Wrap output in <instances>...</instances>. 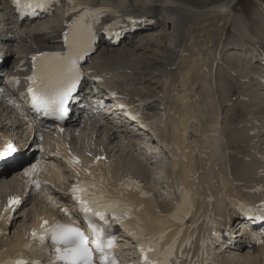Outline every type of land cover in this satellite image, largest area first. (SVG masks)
<instances>
[{"label": "bare ground", "instance_id": "bare-ground-1", "mask_svg": "<svg viewBox=\"0 0 264 264\" xmlns=\"http://www.w3.org/2000/svg\"><path fill=\"white\" fill-rule=\"evenodd\" d=\"M102 1L120 6L124 10L126 19L124 23L118 25V27L124 30H130V34L122 41L123 43H120L117 47L111 45L110 40L109 42H104L97 53V56L100 57L102 62L97 65L93 60L90 70L100 71L102 73L105 72L106 76H104V82L102 81V83L107 84L108 81H113L120 86L128 96H131L132 99L141 97L145 102L148 101L149 103L145 105L147 114L157 115L153 122L154 125L162 121L168 114V109L162 108L165 96L169 93L166 87V82H168L167 77L178 71L177 82L180 88L174 87L171 91V96L178 103V107H172L173 110L169 111L168 114V119L170 120L169 146L175 149L174 153L176 154V160H173L171 173L177 176V181L185 184L186 189L189 190L190 193L197 194V202L191 204L193 207H197L198 211H202L204 206L208 205L209 208L205 207L204 212L211 210L214 215L223 218L224 215H227V209L237 207L240 200L244 201L249 197L245 198L243 193L241 194L240 191L236 192L238 188L234 180L230 177L231 171L227 163V155L225 151L223 152L225 136L226 144L230 150L228 156L232 164L231 170L236 173L238 177L240 175V169L247 165V160L244 156L251 152V143L253 147L257 149L259 143L256 142L254 146L253 142L257 139L259 141L262 134L250 133L251 125H246L245 128H247V130L244 131V136L240 137L237 135L239 125L236 115L249 117V113L240 111L238 107L241 106H239L238 101L231 105L234 109L228 107L229 112L231 109V117L229 116L228 120H231L233 117V120L236 122L226 126L224 131H222L224 134L220 131L222 127V111L214 112V99L215 97L224 98L225 89L219 92L216 82L217 77H219V82L222 83L223 79L226 78H224V76L227 75V72L230 73L232 70H221L218 73V65H216V63L218 60H222L220 57L222 53L224 55L222 66L226 69H230L231 67L232 69L234 68L233 74L237 77L235 79L242 84L255 81L254 72L252 71L255 70L257 65L254 64L252 71H249L247 68L248 63H243L242 58L237 55L242 54L244 50L240 43L230 42L223 37L221 41L217 42L218 40L215 41L205 36L201 43H197L195 47H192L193 50L188 60L185 59V61H187L186 64L177 70L174 66L175 58L183 33V28L180 24H187L185 22L192 15L197 12H202L205 8H209L212 5L215 9L219 8L222 13L229 12L234 15L231 21L225 17L226 15H221L220 17L219 15H215L216 17H214V19L216 20V24L220 26L221 31L223 30V36L225 32L228 33L229 25L233 26L232 22L237 20L236 22L240 24L242 31H246L249 25L252 31L256 33V38L260 41H264V13L262 12V8L257 7L256 11L253 12L251 16H248L243 9L244 11H242V14L247 20L242 21L239 19V16H237L239 11H241L240 8H237L239 0ZM259 1L264 4V0ZM93 2L95 3V1H92V3ZM8 7L7 2L0 0V13H6ZM128 17L130 19H128ZM211 19L208 17V19L205 18L204 20L209 21ZM204 20L202 23L206 24L207 22ZM199 21L197 24L202 25L201 21ZM2 27H4V24L0 20V28ZM37 27V29H27L26 32L29 31V33L24 36H19L18 39L15 40L16 47H18L21 53V55L15 59L16 64L26 59V57L28 58V55L32 52L59 44L61 30L57 25L54 24L48 28H43L41 24H38ZM152 31H157L159 34L156 36V33H151ZM167 38L171 40L170 43L168 42L169 44H167ZM162 42L164 43L162 44ZM256 49H253L250 54L254 55ZM229 53L231 54L227 56ZM10 56L12 55L10 54ZM207 75H212V80L207 81L209 80L206 77ZM228 81L232 82L230 79H228ZM212 86L214 89L208 92L207 89L210 90ZM242 89L239 88V91H248L247 88ZM223 105L224 109L229 106L228 104ZM251 105L253 106V103H251L250 106ZM234 117L236 118L234 119ZM103 130L104 139L100 141V144H102V141L105 144L107 141L111 143L117 140L119 133L117 131L118 129L115 131L112 129ZM93 132L95 133L97 130ZM135 143L136 141L132 138L129 140L127 139V143L121 142L112 147L110 146L111 144L108 143L106 150L117 153L119 144H122L125 149L131 147L133 150L136 148L140 156L139 160L142 158L149 164V158L146 157L147 154H144L141 150V141L138 142V145ZM152 143L154 146L155 141ZM137 146L139 147L137 148ZM86 149L90 152H96L97 150L96 147L92 148L91 146ZM61 154L67 156H65V158L68 160V166L70 168L74 171L79 170L73 163V160L78 157L68 156L64 152ZM87 161L86 156L83 155L79 163L81 166L86 167ZM127 162H129V160L124 158L123 165H120L119 169L129 170L132 166H127ZM139 162L141 163V160ZM134 163H137V161ZM99 168H101V172L103 173L102 177L106 184H113L116 189L122 192L121 198L132 205L135 213L139 217V224L143 227L142 229L160 231L170 224L169 222L171 219L166 213L170 209L169 205L165 203L164 205L158 204L155 195L152 196L149 191H145L141 186L137 188L131 182L122 185L119 180L122 179L121 177H117L116 179L111 175V177L108 178V176H110L108 166H105L103 163L99 165ZM136 168L135 166V169ZM154 170L156 174H161L163 171L160 168H155V166ZM51 173L55 175V173H58L57 169H52ZM153 177L154 176H152L154 183L156 182L160 187L164 186L163 182L156 181L157 178ZM21 178V168L15 169L12 173H0V207L10 194H13L15 191L19 192L18 189L20 187ZM257 181L264 182V180L260 178H258ZM166 186L169 187V184L166 183ZM54 192L55 191H53V193ZM60 195L61 193L59 192L55 193L56 197L62 199ZM32 200L33 202L30 206L27 205L25 207L27 202L23 203L24 205L15 215V221L12 225L14 235L10 238L5 237V239L0 242V260L8 255L10 256L13 250L20 247L19 239L22 234L21 232L24 231V228L33 224V213L45 211L43 203L46 201L42 199L41 193H38V197ZM174 201H176V196L174 195L173 198L172 195L171 205L173 206L175 205ZM53 204L55 203L51 205ZM211 206L212 208L210 209ZM177 207L179 209L177 211L181 212L187 205H178ZM21 210L23 212L22 218H20ZM195 213L196 215L198 214L197 212ZM196 215L190 222L187 217H181L180 221L181 223H185V225H177L179 229L177 234H174L175 227L164 232L163 236L166 238L165 243L168 242V238L174 237L175 253L171 257L173 264H176L177 261L179 264L261 263L262 252L260 251L257 252L254 260H252L254 256L252 255L248 257L244 256L245 258L240 261H237L238 258L235 262L230 261L229 257H221L219 254L220 251L214 249V246L208 251V245L211 239L210 233L214 226V221L203 220ZM218 223L220 224V219ZM221 223L223 222L221 221ZM221 225L222 224L219 226ZM0 228H3V226ZM160 245H162L161 242ZM237 248L243 252L246 246L238 244ZM185 251H188V255L182 259L181 254Z\"/></svg>", "mask_w": 264, "mask_h": 264}, {"label": "snow or ice", "instance_id": "snow-or-ice-1", "mask_svg": "<svg viewBox=\"0 0 264 264\" xmlns=\"http://www.w3.org/2000/svg\"><path fill=\"white\" fill-rule=\"evenodd\" d=\"M51 2L52 0H13L21 16H37L39 10L47 11ZM75 10L73 8V11ZM101 15L99 11L84 9L82 14L68 23V31L63 34L67 51L41 52L32 57L33 72L27 77L31 82L27 92L30 93L31 107L34 110L45 115L61 117L66 115L67 104L74 98L73 94L83 76L79 61L84 59L93 47L96 38L94 26L100 23ZM12 83L17 81L13 80ZM18 151L14 144L4 142L0 146V161L13 157ZM73 163H79L78 158H75ZM35 168L36 166L32 165L26 170V174L31 175ZM33 183L39 187L38 181ZM71 191L87 222L88 234L72 224L57 222L50 225L44 220L38 230L32 231L31 236L34 240L38 238L42 242L50 237L56 245L55 259L51 264H117L114 259L115 237L109 231L111 220L125 218L131 212V207L127 204L121 207L119 200L105 199L106 193L99 190L95 180L91 183H78ZM19 202L16 198H10L6 211L12 210V206ZM249 211L258 213L259 218L264 220V207ZM162 236L163 233L160 234V237ZM137 239L143 264H173L171 257L175 253V242L166 249H161L160 239L157 236L141 235ZM4 264H41V262L19 258L6 261ZM176 264L179 262L177 261Z\"/></svg>", "mask_w": 264, "mask_h": 264}, {"label": "rangeland", "instance_id": "rangeland-1", "mask_svg": "<svg viewBox=\"0 0 264 264\" xmlns=\"http://www.w3.org/2000/svg\"><path fill=\"white\" fill-rule=\"evenodd\" d=\"M239 2L240 3H242V5L245 7V8H247V10L243 7V6H240L239 4L237 5V8H240V10L241 11H239V13H242V11H244L245 10V12H246V14L248 15V16H251V14H250V8L248 7L249 5L250 6H252V4H255L256 3V6H257V4H260L259 3V0H239ZM244 9V10H243ZM253 9V8H252ZM248 11V12H247ZM210 15V16H209ZM217 15H219V17L222 15V16H225V17H227V19L229 20V21H231L232 19H233V17H234V15L232 14V13H229V12H221L220 10H219V8L218 9H215L214 8V6H210L209 8L207 7V8H205L202 12H197V13H195L194 15H192L185 23H187V24H180L181 26H182V28H183V33H182V38H181V43H180V45H179V48H178V50H179V52H178V54H177V56H176V58H175V67H176V69L178 70V68H181L182 66H184L185 64H186V62L187 61H185V59L186 60H188V57H189V55H190V53H191V51L193 50L192 49V47L194 46L195 47V45L197 44V43H201L202 41H203V39H204V37L205 36H208L209 38H211V39H214L215 41H217V42H219V41H221L222 40V37H223V30L221 31V29H220V26H218L217 24H216V20L214 19V17H216ZM213 16V17H212ZM238 16V15H237ZM193 17V18H192ZM201 17V18H200ZM207 18L208 19V17H210V19H211V17H212V21H214V22H212L211 20H209V21H205L204 19L205 18ZM0 18H2V14L0 15ZM198 18V19H197ZM239 18L241 19V20H245V18H244V16L242 15V14H239ZM200 19H203L205 22H207L206 24H203L202 23V21L203 20H200ZM217 19H218V17H217ZM201 21V24L202 25H198L197 23H198V21ZM199 21V22H200ZM237 21V20H236ZM236 21H234V22H232V25L233 26H231L230 25V28H231V30L233 31V32H237V31H239V29L240 28H237L236 27ZM211 22V23H210ZM59 23V17L58 16H56V15H53V17L52 18H50V19H45V20H43V21H41V22H39V23H36L35 25H33L34 27H33V29L35 28V29H37L38 27H37V25L38 24H41L42 26H43V28H48V27H50L51 25H56V24H58ZM193 23V24H192ZM234 23V24H233ZM195 24V25H194ZM208 24V25H207ZM210 24V25H209ZM213 24V25H212ZM215 24V25H214ZM191 25V26H190ZM205 25V26H204ZM209 27V28H208ZM29 28H31L32 29V26L31 27H29ZM194 28V29H193ZM204 28V29H203ZM193 29V30H192ZM196 30V31H195ZM205 32V33H204ZM208 32V33H207ZM151 33H156V36L159 34L157 31H152ZM202 33V34H201ZM140 38V37H139ZM171 42V40L169 39V38H167V44H169V43ZM164 42H162V44H163ZM231 53H229V54H227V56H229ZM221 55L222 56H224L222 53H221ZM131 58V57H130ZM226 59V58H225ZM184 61V62H183ZM211 61H213V60H211ZM221 61H223V60H221ZM101 62H102V60L100 59V57H96V58H94V63L95 64H101ZM222 67V68H221ZM214 69V68H213ZM219 69L220 70H224L225 68H224V66H222V64H220L219 65ZM225 71H226V69H225ZM178 71H176V72H174L173 74H170L168 77H167V81L168 82H166V87H167V89L169 90V93L165 96V99H164V103H166L165 105H168L167 107H168V114H169V111H172L173 110V108L172 107H174V108H177L178 107V103L176 102V100L171 96V91L174 89V87H178V88H180V85H179V83L177 82V78H178ZM207 77V79H209V80H207V81H210V80H212V75H207L206 76ZM209 77V78H208ZM226 77H232V76H230V75H226ZM107 84L108 85H112V83L111 82H107ZM227 86H229V88L226 90V92H225V96H224V98L223 97H221V98H218V97H215V99H214V104H215V107H214V112H217V111H222L223 112V114L221 115L222 116V118H226V117H228V115H230V117H231V114H230V112H229V109H228V107H226L225 109H224V107H222V105L220 104V99L222 100L221 101V103H231V102H234V101H238V100H240V99H242V97H239V95H238V93L237 92H235L234 93V95L232 96V97H229L230 96V85L229 84H227ZM214 89V88H213ZM207 91L208 92H211L212 91V88L210 89V90H208L207 89ZM244 100V99H243ZM164 106V105H163ZM231 106V105H230ZM232 108H233V106H231ZM246 110H249V111H251L252 113H253V116L254 117H259V118H262L263 117V115H264V111H262L261 112V114H259L258 112H260V108L259 109H257V110H253L252 108H246ZM221 112V113H222ZM219 113V112H218ZM168 114H167V119L165 120V121H163V122H161L162 123V125L160 126V127H158V130H157V135H160L161 137H167L168 138V136H169V122H170V120L168 119ZM236 117H237V119H238V121H241V118H242V116H237L236 115ZM236 117H234V119L236 118ZM237 121V122H238ZM234 122H236V121H234L233 120V117H232V119L231 120H228L227 119V121L223 124V128H222V131H224V128L226 127V126H228V125H230V124H234ZM221 127V126H220ZM8 129V127L7 126H5V121H4V119H3V117H2V119H1V117H0V132H6V130ZM221 131V130H220ZM92 131L91 130H89V129H86V130H84V131H82L78 136V139H77V141H75V143H74V145H75V147L76 148H82V147H84L86 144H88L89 143V141L92 139V133H91ZM99 139V141L100 140H102V139H104V134H98V136H97V140ZM137 139V137H134V140H136ZM261 142H263V147H264V136L261 138ZM111 145V147L112 146H115V145H117L118 144V141H115V142H111L110 143ZM106 145H108V142L106 143ZM228 145L226 144V141H225V143H223V152H224V150H227V147ZM117 153L119 154V155H121V157L123 156L124 158H126L127 160H129V162H127V166H136L137 168L136 169H138V165L136 164V163H134L135 161L133 160V158H132V154L129 152V150L128 149H125L124 148V146L122 145V144H119V146L117 147ZM230 153V152H229ZM227 154H228V150H227ZM253 156V154L251 155V158H253L252 157ZM250 157V156H249ZM255 157H257V156H255ZM255 159V158H254ZM229 161V162H228ZM161 162L163 163V165L165 166L164 167V173H166V178L168 177H170V173H171V161L167 158V156H161ZM227 163H229V168H230V171H231V163H230V158H229V156H228V158H227ZM139 172H140V169H139ZM150 172H151V174H153V176H158V174H156L155 173V170H154V168H153V170H150ZM218 176V175H217ZM250 178H247V177H242V181H244V182H246L247 180H249ZM169 180H171V179H169ZM172 184V183H171ZM164 203V202H163ZM166 203V202H165ZM167 205H168V203H166ZM257 254V253H256ZM256 254L253 256V259L252 260H254V257H256ZM245 257H240L239 259L241 260H243ZM252 258V257H251ZM251 261V260H250Z\"/></svg>", "mask_w": 264, "mask_h": 264}]
</instances>
